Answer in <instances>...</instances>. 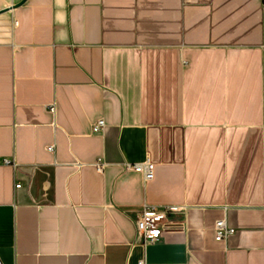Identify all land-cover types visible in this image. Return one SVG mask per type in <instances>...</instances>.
<instances>
[{"label": "crops", "instance_id": "crops-1", "mask_svg": "<svg viewBox=\"0 0 264 264\" xmlns=\"http://www.w3.org/2000/svg\"><path fill=\"white\" fill-rule=\"evenodd\" d=\"M0 260L264 264V0H0Z\"/></svg>", "mask_w": 264, "mask_h": 264}, {"label": "built area", "instance_id": "built-area-1", "mask_svg": "<svg viewBox=\"0 0 264 264\" xmlns=\"http://www.w3.org/2000/svg\"><path fill=\"white\" fill-rule=\"evenodd\" d=\"M103 127V121L99 120L92 126V132L96 133ZM8 165V161H4ZM98 170L102 169V165H97ZM127 169L142 173L145 179H151L153 175V164L148 160L142 163L126 165ZM21 184L15 185V188H20ZM181 209L171 206L155 207L143 206L135 221L136 240L143 247L157 242L166 231L175 230L180 227L178 222L173 220V217L180 213ZM215 239L221 240L231 235L234 230L229 228L223 220L215 223ZM0 264H3L0 260ZM138 264H142L139 262Z\"/></svg>", "mask_w": 264, "mask_h": 264}]
</instances>
